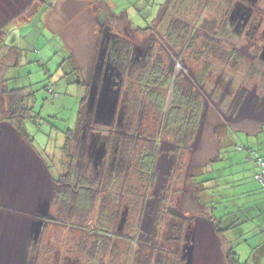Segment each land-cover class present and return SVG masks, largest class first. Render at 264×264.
Here are the masks:
<instances>
[{
	"label": "rangeland",
	"instance_id": "374dc122",
	"mask_svg": "<svg viewBox=\"0 0 264 264\" xmlns=\"http://www.w3.org/2000/svg\"><path fill=\"white\" fill-rule=\"evenodd\" d=\"M38 1L0 0V27L3 25L5 44L8 47L15 46L21 49L20 65L14 66V56L8 57L4 61V67L0 66V75L7 72V77L16 76L14 79L8 80L9 86L26 87L28 91H34L35 100L32 105L41 117L38 121L40 128H37V133L45 147H53L54 142L51 140L49 142L50 130L53 132L59 130L63 133L72 131L73 141L70 153L75 157L72 170L83 176L86 173V179L91 183L90 186L93 182L98 185L97 182L100 181L101 174L105 175L106 173L104 167L108 171L113 157L110 154L106 159L105 152L96 161L95 152L100 145L97 138L99 135L96 132H102L106 138L108 137L107 140L112 138L115 141L120 138L128 143L138 141L141 144L147 138L141 136L140 132L143 129L148 131L152 128L155 116L153 110L146 109L148 90H144L143 87L140 93L137 89V93L134 95L138 105V108L135 107L136 115L132 123L133 129H131L134 135H130L126 131L124 136L119 133L122 129L121 125H109L107 122L109 115L97 114V97L93 112L90 111L88 101L87 104L86 102L81 103L86 90L80 82L88 80L95 64L97 67L95 57L101 26L98 17L111 25L108 15L111 6H114L115 12L124 13L134 26L145 29L143 33L135 34L127 19L114 18L112 24L115 29L114 33L122 37L129 36L136 45L134 60L143 59L148 54L152 57L153 64L155 60H162L165 74L167 73L169 78L178 79L186 87L192 88L202 99L203 106L197 133L184 152L183 163H186L185 165L175 162V157L172 156L174 145L169 137H162L159 141L156 183L153 189L149 190L150 194L142 215L144 218L139 226L140 231L136 237L132 234V238L137 241L136 247H141L142 264H146V261L149 262L151 259L155 264L154 259L160 256V251L164 254V262L167 260L166 264H224V262L227 264L223 256L224 250H222L224 242L214 234L213 220L205 214L211 211L212 203L208 206L200 205L194 197L199 195L198 191L201 187L191 185L194 183L193 173L197 171V166L214 157L218 146L221 151V160L214 163L213 167L219 169L218 173L221 174V177L217 181L205 183H201L199 179L203 174H197L196 178L200 180L199 184H204L207 187L205 190L206 201L211 202L212 200L216 205L213 214L215 221L217 220L216 223H220L222 214L231 211L235 213L222 216L223 225L231 220H242L245 216H254L237 226L234 233L226 234L225 238L228 240L230 237L232 238L241 262L246 261L247 254H250L251 247L255 245L256 250L253 254L251 252L248 264H264V212L262 215H258L254 211L256 207L252 208L253 204L260 201L262 196L257 194L258 192L255 193L258 188L251 190L252 186L256 188L258 185L255 184L253 176L254 167L252 165L255 163L246 157L248 149L253 147L254 151L258 150L264 156V66L257 60L260 59L259 57L253 56L260 51L259 45L264 44V36H262L264 35V24L257 27L254 32L250 30V25L240 32L235 31L234 28L231 29L233 27L231 25L229 38L224 36L218 38L217 34H210L208 30L204 29V26L208 25L205 19L218 21L220 15L225 13L222 10L227 7L220 4L221 0H191L192 5L188 9L184 5L177 8L178 1L169 3L168 11L162 18L158 14L166 0H98L97 4L95 0H47L48 3H42V6ZM248 7L253 8V18L260 17L264 20V0H259L256 5L249 4ZM37 9L38 11H36ZM174 17L189 26L191 35L186 33V37H192L199 30L200 36H204V40L202 37L200 41L198 39L199 42H206L210 47H216L219 42L221 50L233 53L225 54L220 58L219 56L214 57L213 69L206 72L203 81H197L195 72L199 66L194 56L187 49L183 50L184 43L187 41L182 42L178 34L176 35L178 38L175 40H169L167 36L170 44L161 38L165 37L166 28L169 27ZM211 26V31H214L212 33L217 32L216 23L211 24L209 28ZM155 39L159 40L156 42L157 50L155 47H150L153 45V41H156ZM160 43L164 44L163 48H160ZM202 46L204 47V44ZM8 50L5 47L3 52H8ZM71 54L73 55L72 60L69 59ZM171 65L173 69L170 68ZM211 70L213 71L210 73ZM49 88L57 93L56 96L48 92ZM126 88L128 86L124 85L122 91L120 89L119 101L127 97L126 102L127 105H130L128 108L130 113L134 100L131 87L128 95L125 91ZM165 89L168 104L175 93V87L167 84ZM80 108L83 112L81 117H79ZM148 111L150 114H147ZM128 115L126 113L125 117ZM132 125L128 124L127 126L132 128ZM158 126L159 122L154 128ZM111 131L113 133L110 136ZM223 132L225 138H218ZM88 136L92 138L91 143ZM242 145L246 147L245 150L239 149V146ZM55 150V154L60 156L61 149L57 147ZM43 153L47 154V150ZM115 159L117 162L118 159ZM106 160L108 163L105 166ZM170 167H172V172L167 179ZM203 167L204 163L199 166V168ZM63 168L61 178L67 172L68 166L65 165ZM121 176L124 179L129 177L135 180L136 175L131 164L124 165ZM170 176L171 180L168 181ZM66 181L68 180L57 183L59 192L56 193L54 188L56 198L52 202V208L50 209L48 202L45 203V209H41L42 211L39 212L41 214L38 219L39 223H37L38 221L33 224L31 222V225L27 226L26 221L22 219L27 213L32 220L36 219V213L29 212L37 207L34 199L25 201V198H19L20 203L23 202V207L25 202L29 205L30 209L27 211L25 209V212L22 209H13L19 202L14 203L13 207H9L11 211L3 219L8 224L3 221L0 226V264H75L81 263L80 260H85L81 252V255L76 257L77 250L73 245V238L75 242L83 238V232L79 233L80 231L75 229L80 224L77 215H66L65 205L60 199L64 187L71 183ZM169 183L171 185L168 189ZM133 186L138 187L137 184H133ZM106 187L103 185L100 193L109 192ZM259 190L262 191V189ZM194 191L195 194L192 198L191 194ZM162 198H167L165 201L169 200V204L162 220L163 227L158 236L159 240H156L149 236V232L153 226L158 202H161ZM203 201L205 202L204 198ZM100 203V200L96 201L92 216H95L94 213L100 208ZM121 203L119 211L122 216L126 211L124 205L127 203V197L123 198ZM261 203L264 207V202L261 201ZM130 214L132 213H129V216H131ZM66 216L67 219L72 217L73 222L65 221ZM171 216L176 218L174 222L182 218L184 223L190 225L188 236L183 238L181 245L178 242L166 241L168 237L174 235V230L171 231L166 225V222L173 220ZM131 219L133 221L128 220L129 226L124 230V235L127 237L132 233L128 231H133V227L137 223L133 217ZM88 224H93V222L90 220ZM240 226L244 229H240ZM251 227H257L254 229L256 231L255 238L251 242H241V239L235 238L243 230ZM26 229L29 231L28 234ZM90 229L92 232L93 227ZM4 232L6 235L3 234ZM87 234L89 233L87 232ZM91 236L95 235L91 234ZM128 240L130 241V239ZM237 242H239L238 245ZM3 243L9 245L8 248L4 246L5 250L1 248ZM130 243L133 241L131 240ZM131 246L135 247V245ZM163 248H167L168 251L165 252ZM168 254L169 257L176 255L171 263L170 260L168 261L169 258L166 259ZM120 255L122 256L121 261L124 256L128 257L127 253L123 254L124 256ZM104 256L106 260L115 258L111 257L109 251L104 253Z\"/></svg>",
	"mask_w": 264,
	"mask_h": 264
},
{
	"label": "trees",
	"instance_id": "16d2710c",
	"mask_svg": "<svg viewBox=\"0 0 264 264\" xmlns=\"http://www.w3.org/2000/svg\"><path fill=\"white\" fill-rule=\"evenodd\" d=\"M177 1V8H180L183 5L186 6L187 9L191 8V0H166V2L161 6L158 16L160 18L164 17L168 11L169 3H175ZM38 2L40 3V5L42 3H48L47 0H39ZM95 3L97 4L98 0H95ZM96 10L97 9H95V11ZM36 11H38V9ZM108 15L110 19L109 23H111V25L106 22H103V20L98 17V21L100 22L101 26L99 29V40L97 47L98 49L97 55L95 57V62H99L98 60L101 49L106 48V60L109 57L108 62L111 64L112 67H114V73H117L119 75V78L122 79V86H128V88H126L125 90L127 95L128 92H130L131 87L134 105L133 108L131 105L130 113L128 110L130 105H127L128 103L126 102L127 97L124 99L125 112L129 114L125 118L128 119L127 121L129 122V124L132 125L136 115L135 107L138 108L137 102H135L136 98L134 95L137 93V89L140 93L142 87L144 88V90H148L146 109H148L149 111H154V122L152 128H150L148 131L143 129V131L140 132L141 136H146L147 138L141 144L138 141L136 143H128L126 140L122 141L120 138H117L114 141L115 145L117 146L116 149L118 148V152L116 154V157L118 155V161L116 162L114 170H105V175L101 174L100 181L97 182L98 185L93 182L90 186L91 183L86 179V173L83 176L79 172L72 170V165H69L67 172L62 176V178L60 180H55V191L56 193L59 192L57 183H59V181L62 182L67 179L68 181L66 182L71 183L67 184L66 187H64V189L62 190V196L60 198L62 203L65 205L67 212L66 215H77V219L79 220V222H84L89 228V230H91V227H93V230L99 229L100 227H104L109 230L107 231L108 233H112V231H114L118 226V219L120 215L119 210L123 198L127 197L126 205H124L123 203L124 209L126 207V222H124L123 225L125 224L128 226L129 221L132 220L131 217H133L137 222L135 223L137 226L138 221L142 218L144 205L147 201V198L149 197L150 191L153 189L156 183V164L159 157V141L160 139H162V137H169L174 143L175 148L172 152V156L175 157V162H180L182 163V165L186 164L183 163L184 152L189 143L195 137V134L197 133L203 102L201 97L196 92H194L192 88L186 87L178 79L173 78L172 80L171 78H169L167 73L165 74V69L162 60H155V63L153 64L154 61L152 62V57L150 56V54L145 56V58L143 59L134 60L135 44L133 40H131L129 36H127V38L115 34V29L112 25L115 17H118L120 19H128L127 16L124 13L115 12L113 9L110 10ZM205 20L207 21L206 24L208 25H205L204 29L208 30L210 34H217V36L221 35L224 37H229V28L228 25L224 22V20L220 21V25L218 22L220 20L219 18L218 21H209L208 19ZM215 23L217 32L212 33L214 32L211 31L212 26L210 28L209 26ZM2 26L0 27V66L2 65L1 67H4V61L8 57L12 56H14L15 58L14 66H19L21 58V49L15 46H6L5 32L2 30ZM135 27V34H138L139 30H145L141 27ZM190 31L191 30H189V26L184 25L182 22L177 20L176 17H174L168 27L166 38L168 36L169 40H175V38L179 37L180 40L184 41L186 33H189L191 35ZM177 34L179 35L178 37L176 36ZM110 35L113 37V39L107 42V38ZM199 36L200 33H196L192 37L187 36V38L189 39L187 40L186 44L188 45L191 42V47H195V41L192 40L197 39ZM208 45V43L204 42L205 50L203 52L205 55L202 51H197L199 54L198 60L203 64L204 67V70L201 71L200 74H197V78L199 79V81H203L206 72L212 69V66H214V57L216 58L217 56H219L220 58L225 54H233L229 51L224 52L220 49L218 45L216 47H210ZM5 47L9 49L8 52H3ZM237 58H240L238 54ZM69 59H73L72 54L69 56ZM103 73L104 72H102V75ZM95 76L97 82L100 84L102 81L101 76H99V67H96V64L88 80L82 82L78 80L80 84L85 86L86 90V93L83 96V100L81 101L82 104L85 103L86 99L88 98L90 91L89 89L93 83V79H95ZM8 80V78L2 80L3 84L1 86V95L4 97V112L7 113L14 121H17L20 124V129L23 135L29 137V140H31L33 136L26 131L25 125L27 122H37L39 119L38 117H40L39 113L35 111L34 105H32L35 100L34 91H28L26 87L10 88V86L8 85ZM167 84L169 86L175 87V93L173 94V97L168 104L166 102L165 97V85ZM50 89L52 88H49L48 92ZM54 92L55 91H53V94H51L53 96H56L57 93ZM149 111L147 114H150ZM82 113V109L80 108L79 117L82 116ZM158 122L159 126L157 128H154V126H156ZM129 129H133V125L132 128L129 126ZM253 148L248 149V155H246V157L248 160H251V162L255 163L254 165H252V167H254L253 176L255 184L258 185H256V188L252 186L251 190L253 191L258 188V191H256L255 193L258 192L257 194H260V196L262 197L260 201H257L253 204L254 207L252 208L256 207L254 211H256L258 215H262V212H264V207L261 201L264 202V182L261 181L259 176L264 175V156H262L258 152V150L254 151ZM63 149L69 156H72V154L70 153L71 149L68 141L65 142ZM239 149L245 150L246 147L242 145L239 146ZM220 155L221 151L219 152V154L216 153L214 157L209 158L203 161L202 163L198 162L200 163L196 168L198 173L197 171L193 173L194 183L191 184L194 187H201L200 191H198L199 195H197V197H194L200 205L204 206L206 204V206H208L210 205V203H212L210 205L211 211L209 213H205L211 220H214L213 214L215 213L216 205L212 202V200L211 202L206 201L207 193L205 192V190L207 189V187H205L204 184L199 183L200 180L201 183L217 181V179L221 177V174L218 173L219 169H215L213 167L214 163L221 160ZM73 158L75 159L74 156ZM203 163L204 167L199 168V166ZM126 164H131L132 168L134 169V174L136 175L135 180L129 177H125L124 179L123 176H121V173H123L124 171V165ZM200 173L203 175L199 177V180L196 178V175H200ZM70 177L72 178V180ZM81 178H83L82 181ZM170 180L171 176L169 177L168 181ZM133 184H137L138 187H134ZM103 185L107 186L106 188L109 189V192L100 193L102 191L101 188ZM170 185L171 183H169L168 189L170 188ZM259 189H262V191H260ZM194 194L195 191L194 193H192V195L194 196ZM203 198L205 202L203 201ZM166 199L167 198H162L161 202H158V206L156 208L155 220L152 231V237L154 239L156 237L158 238V236L160 235V231L163 227L162 220L166 213V207L169 204V200H167L166 202ZM97 200L101 201V203L99 204L100 208L98 209L99 213L97 211L96 213H94L95 216H92ZM129 213H132L133 216L132 214H130L131 216H129ZM232 213L235 212H227L226 214H222L220 217ZM220 217L217 218L219 219ZM171 218L173 220L171 222H166V225L170 228L171 231L174 230V235L176 237H174L173 235L171 236L172 238L174 237V239L177 240V242L179 243L181 238H183L185 232H187L188 224L184 223L182 218L177 219V222H174V220H176L175 217L171 216ZM252 218H254V216H245V218L242 220H231L230 222H228L226 230L218 229V226L215 224V230L217 233L220 231L224 233L225 231L234 233L233 231L237 228V226L245 223L246 221ZM90 220L93 222V224H88ZM255 228L257 227H251L250 229L244 230L246 232L243 231L235 238L240 240L242 236H244L247 242H251V240L255 238ZM242 229H244V227H242ZM82 235L83 241L81 242L85 243V246L83 244L80 249V252L83 253L84 258H86V260L88 261L97 260L99 262L98 264H105L107 260L104 256V253L109 251V254L113 258L115 257L114 259L108 260V263L112 264L115 260H118L120 258L117 257L119 256L121 248L123 250L122 253L124 255L125 253L128 254V257L125 256V264H132L134 260V251L137 253L136 245L135 247L131 246L135 244V240L130 238H127V240H125V243L122 245L123 247H120V244H118V242H114V240H112L113 238L108 239L107 236L95 235L94 237H92L91 234H88V236H86L87 233H83ZM90 237L92 239H89ZM128 239H130V241L132 240L134 244L130 243ZM170 240L171 238L168 237L166 241L171 242ZM87 242H91L92 248L86 245ZM235 246L236 245L232 243V245H230L229 248H227L225 251V256L229 264H248V261L241 262L239 254L235 250ZM250 250L253 254L256 250V246L254 245V247H251ZM251 252L249 255H251ZM161 253L163 254L162 251Z\"/></svg>",
	"mask_w": 264,
	"mask_h": 264
},
{
	"label": "crops",
	"instance_id": "0c3cea01",
	"mask_svg": "<svg viewBox=\"0 0 264 264\" xmlns=\"http://www.w3.org/2000/svg\"><path fill=\"white\" fill-rule=\"evenodd\" d=\"M112 9L114 10V6H111V10ZM127 20L130 23L131 29L135 30L134 28L136 27L133 25V22L129 19ZM6 74L7 72H4L0 75V219H2L0 220V226L1 222L4 221L3 219H5V217L8 216L11 211L9 207H13L14 203L19 202L17 206L13 207V209H22L24 212L25 209L26 211L30 209L27 202L24 203L25 208L22 205L23 202L20 203V199L22 197L26 199L25 201L34 199V203L35 201L37 203V207L33 208V210H29L31 214H37H35L37 220H32L28 213L22 218L24 221H26V225L30 226L31 222L33 224V222L38 221L39 216L41 215L39 212L45 209L44 205L46 202H48L50 205V209L52 208V202L56 198V194L54 192V184H56L55 180H60L62 172L64 171L63 167H65V165L66 167L73 165V155L69 156L63 149L66 141H68L71 146L73 134L71 130L66 133H63L59 130H56L55 132L50 130L49 142L50 140L54 142L53 147H45L41 141V137L37 133V128H40V123H38V121L41 119L38 117L39 119L37 122H27L25 125L26 131L33 136L32 139L29 140V137L23 135L20 129V124L17 121H14L7 113L4 112V97L1 95V86L3 84L2 80L5 78L12 80L16 77H7ZM15 87L23 88L21 86H10V88ZM112 120L109 121L112 122ZM36 124L37 126H35ZM220 137L225 138V133L223 132L218 138ZM57 147L61 149L60 156L55 154V149H57ZM174 148L175 147H173V149ZM46 150L47 154L43 153L46 152ZM219 152L220 150L218 146L215 155L216 153L219 154ZM192 197L194 196L192 195ZM4 222L8 224L6 221ZM39 222L40 221L37 223ZM222 222L223 217H221L220 223L218 222V224L216 223L215 219L213 220V232L224 242V245H222V250H224L223 256L226 263L229 264L225 256V251L230 245H232L233 240L231 237L230 240L226 239L225 235H230V232L225 231L224 233L220 231L217 233L214 226L216 224L218 229L226 230L228 222L226 225H223ZM5 233L6 232L3 234ZM28 233L29 231L27 230V234ZM242 241L247 243V240L244 236L241 238V242ZM238 244L239 242H237V245ZM4 246L6 248L9 247V245L3 243V246H1L3 250L6 249ZM249 256L251 255L247 254L246 261L249 260Z\"/></svg>",
	"mask_w": 264,
	"mask_h": 264
},
{
	"label": "flooded vegetation",
	"instance_id": "af4514ba",
	"mask_svg": "<svg viewBox=\"0 0 264 264\" xmlns=\"http://www.w3.org/2000/svg\"><path fill=\"white\" fill-rule=\"evenodd\" d=\"M188 1H190V0H188ZM259 2V0H221V3L220 4H222L226 9H224L223 8V12H225V13H222V16L220 15V17H219V25H220V21H222L223 19H224V22L228 25V28L232 25L233 27L231 28V29H233L234 28V30L235 31H237V32H240V30H243V29H245V27H249V25H250V30L252 31V32H254L255 30H256V28L257 27H259V26H261L262 24H264V20H262V18H260V17H252V14H253V8H249L248 7V5L250 4V5H256L257 3ZM229 28V29H230ZM166 31H168V28H166ZM198 31L199 30H197L196 31V33H198ZM202 31V30H201ZM144 31L143 30H139V33H143ZM203 32H204V30H203ZM154 33V32H153ZM165 33H167V32H165ZM195 33V34H196ZM194 34V35H195ZM264 34V33H263ZM200 35H201V33H200ZM111 36V35H110ZM108 37L107 38V42L109 41V40H111V39H113V37L111 36V37ZM262 36H264V35H262ZM202 36H199L197 39H195V40H192V41H195V47H191V42L187 45L186 43H184L185 45L183 46V50H185V49H187L188 50V52H190V54L192 55V56H194V58H195V60H196V63L198 64V66H199V68H198V70L195 72V75H196V78H197V74H200L201 73V71H203L204 70V67H203V64L198 60V58H199V54H198V52L197 51H204L205 49H204V47L202 46V44H204V42H199L200 41V38H201ZM218 38H222V36L221 35H219V36H217ZM230 37V36H229ZM229 37H227V38H229ZM161 38H163L165 41L167 40V42H168V39L166 38V35H165V37H161ZM187 37H185V39H184V41H187V39H186ZM203 38V40H204V36L202 37ZM192 39V38H191ZM198 39H199V41H198ZM206 39V38H205ZM151 40V39H150ZM156 41H153V45L152 46H150L151 48H153V47H155L156 48V50H157V43L156 42H158L159 40H157V39H155ZM160 40H162V39H160ZM182 42H183V40H181ZM199 42V43H198ZM169 43V42H168ZM170 44V43H169ZM163 46H164V44L163 43H160V48L162 47L163 48ZM172 46V45H171ZM218 46H220L221 47V43H219L218 42ZM135 48H136V45L134 46ZM259 52H257V54H254L253 56L254 57H259L260 59H257V60H259V63L261 64V65H263L264 66V56H262L261 55V53H262V51H263V49H264V44H261V45H259ZM173 48V47H172ZM176 52V51H175ZM179 56V55H178ZM184 58V57H183ZM108 59H109V57H108ZM107 59V61H109ZM107 61L105 60V64H104V69L102 70V72H104L105 71V68H106V63H107ZM257 64V63H256ZM258 65V64H257ZM170 68H172L173 69V66L171 65V67ZM212 69H213V66H212ZM213 70H211L210 71V73L212 72ZM115 78V80H119V87L121 88V91H122V89H123V86H122V79L121 78H119V75H118V77H114ZM101 81H102V76H101ZM197 81L198 82H200L199 81V79L197 78ZM102 83V82H101ZM100 83V84H101ZM114 88H116V87H114ZM100 89H101V86H99V90H98V92L100 91ZM122 94V93H121ZM88 97H89V95H88ZM124 97H125V95H124ZM120 98H121V95H120ZM95 100H96V98H95ZM95 100H94V102H91V100H90V102H89V99L87 98L86 99V104H87V101H88V106L90 107V111L91 112H93L95 109H94V104H95ZM125 106H124V98L122 99V100H120L119 101V104H118V109H116V112H115V116H114V118H113V120H112V122L111 121H109V120H107V122L109 123V125H116V124H119V125H121V130L119 131V133H121V134H123L124 136H125V132L127 131L130 135H134L133 133H132V131L129 129V127L127 126L128 124H129V122L127 121L128 119L127 118H125ZM106 123V122H105ZM93 131V130H92ZM93 132H95V131H93ZM96 133H98V143L100 144L99 145V148L98 149H96L97 151L95 152V154H96V161H98L99 159V156H100V154H101V151L102 150H105V154H106V159H108V155H110V154H112V160H111V163H110V167H108V170H110V169H114V164H116V159L115 158H117L116 157V154H117V152H118V150H116L115 151V149H116V145H115V142L112 140V138L110 139L109 138V140H107V138L104 136V134H102V132H96ZM113 132L111 131L110 132V136H111V134H112ZM132 133V134H131ZM128 134V135H129ZM86 137V136H85ZM139 137V136H138ZM137 137V138H138ZM88 139H89V141H90V143H91V141H92V138L90 137V136H88ZM116 153V154H115ZM75 160V159H74ZM95 161V162H96ZM107 163H108V160H106V163H105V166L107 165ZM77 164V163H76ZM96 164V163H95ZM171 166V165H170ZM171 168L172 167H170L169 168V170H168V172H167V179H168V176L171 174ZM82 169V168H81ZM104 170H106V168L104 167ZM124 215H125V221L124 222H126V213H124ZM144 218V217H143ZM143 218H141L139 221H138V224H137V226L139 227L140 226V224H141V221L143 220ZM65 221H67L68 219H67V216L65 217ZM120 220V221H119ZM154 220H155V217H154ZM71 221L73 222V218L71 219ZM80 224H79V226H77L75 229L76 230H79L80 232L79 233H81V232H83V233H89V234H92V235H103V236H107V238L108 239H112V240H114V242H118V244H120V247H123L122 245L125 243V240H127V238H130V239H133V240H135V244L134 245H136V243H137V241H136V239H134V238H132V234L133 235H135V237L137 236V234H138V232L140 231V227L138 228L137 226H135V227H133V231H128V232H132L128 237L127 236H125L124 234H125V232H124V230H126L127 229V227L129 226H127V225H122L121 226V214L119 215V219H118V226L116 227V229L114 230V231H112V233L110 232V233H108L107 231H109L108 229H106V228H104V227H100L99 229H96L95 231L93 230L92 232H90L91 230H89V228L87 227V225L84 223V222H79ZM153 224H154V222H153ZM189 223H188V229H187V232H185V234H184V236H183V238L185 237V236H188V230H189ZM74 229V230H75ZM119 231H121V232H119ZM152 231H153V226L151 227V229H150V232H149V236L150 237H152ZM74 234V233H73ZM83 236V235H82ZM86 236H88V234L86 235ZM113 236H115V237H113ZM174 237H176L175 235H173ZM174 237L172 238V236H170L169 238H171V242H173V240H174V242H176L177 243V240H175L174 239ZM153 238V237H152ZM183 238H181V240H180V242H179V245H181L182 243H183ZM154 239V238H153ZM156 240H159V237L157 238H155ZM173 239V240H172ZM80 240V239H79ZM76 241L75 242V240H74V238H73V242H74V246H75V249L77 250V253H76V257L77 256H80L81 255V253H80V249H81V247L83 246V244H84V246H85V243H82L81 241H83L82 240V238H81V240L80 241ZM122 242H121V241ZM86 245H88V246H90L91 248H92V245H91V242H87L86 243ZM163 249H165V252L166 251H168L167 250V248H163ZM137 253L134 251V260H133V262H132V264H142V260H141V258H140V255H141V247H138L137 249ZM122 249L120 248V253H119V255L120 254H122L123 255V253H122ZM161 252V251H160ZM160 254V256H161V258H160V256L158 257V258H156V259H154L155 260V264H166L165 262H167V260H165V262H164V260H163V257H164V254H162V253H159ZM170 254V253H169ZM169 254H168V256H167V258L166 259H168V261L170 260V263L173 261V258L176 256H173V257H169ZM83 255V254H82ZM84 256V255H83ZM124 256V255H123ZM112 257V256H111ZM111 259V258H110ZM110 259H108V260H110ZM121 259H122V256L120 255V258L118 259V260H115L112 264H125V256L123 257V260L121 261ZM108 260L105 262V264H110V263H108ZM77 262V261H76ZM80 262L81 263H75V264H98L99 262L96 260V261H88V260H86V258H85V260L84 261H81L80 260ZM153 264V259H151V261L149 260V262L148 261H146V264ZM74 264V263H73Z\"/></svg>",
	"mask_w": 264,
	"mask_h": 264
},
{
	"label": "water",
	"instance_id": "95a60500",
	"mask_svg": "<svg viewBox=\"0 0 264 264\" xmlns=\"http://www.w3.org/2000/svg\"><path fill=\"white\" fill-rule=\"evenodd\" d=\"M106 50V48L101 49L99 54V62H97V67H99V76L102 75V70L104 69ZM261 55L264 56V49ZM105 66L106 68L102 75L101 85L97 82L96 79H93V83L90 86V94L88 99L91 100V102H94L95 98L97 97V114L109 115L110 117L108 120H112L117 109L121 88L119 87V80H115L114 78L118 77V74H115L113 71L114 67H112L109 62H107ZM99 86H101V89L98 92ZM104 153L105 150H102L98 159H100ZM124 213H126V211ZM124 221L125 219L122 218L121 226L123 225Z\"/></svg>",
	"mask_w": 264,
	"mask_h": 264
},
{
	"label": "built area",
	"instance_id": "2783aa9c",
	"mask_svg": "<svg viewBox=\"0 0 264 264\" xmlns=\"http://www.w3.org/2000/svg\"><path fill=\"white\" fill-rule=\"evenodd\" d=\"M49 92L53 94L52 89H50ZM259 177H260L261 181L264 182V175H261V176H259Z\"/></svg>",
	"mask_w": 264,
	"mask_h": 264
},
{
	"label": "bare ground",
	"instance_id": "6f19581e",
	"mask_svg": "<svg viewBox=\"0 0 264 264\" xmlns=\"http://www.w3.org/2000/svg\"><path fill=\"white\" fill-rule=\"evenodd\" d=\"M122 218H124V219H125V215H124V212H123V214H122V216H121V220H122Z\"/></svg>",
	"mask_w": 264,
	"mask_h": 264
},
{
	"label": "clouds",
	"instance_id": "9594fccd",
	"mask_svg": "<svg viewBox=\"0 0 264 264\" xmlns=\"http://www.w3.org/2000/svg\"><path fill=\"white\" fill-rule=\"evenodd\" d=\"M107 61V60H106ZM108 62V61H107Z\"/></svg>",
	"mask_w": 264,
	"mask_h": 264
}]
</instances>
